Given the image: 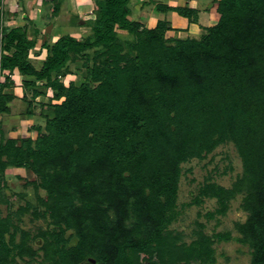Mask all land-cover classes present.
<instances>
[{
  "label": "trees",
  "instance_id": "1",
  "mask_svg": "<svg viewBox=\"0 0 264 264\" xmlns=\"http://www.w3.org/2000/svg\"><path fill=\"white\" fill-rule=\"evenodd\" d=\"M131 1L97 0L83 40L67 34L50 43L48 35L40 67L30 57L37 39L25 26L8 28L0 15V116L17 98L5 92L16 70L32 92L22 97L28 116L47 111L37 100L45 95L38 81L53 90L45 125L31 126L34 138L8 137L0 119V198L11 199L7 168H29L35 178L28 183L45 194L41 208L28 203L21 213L32 210L49 222L33 234L0 214V264L211 263V236L201 229L190 244H179L168 226L177 217L181 164L229 141L243 160L242 175L231 188L206 183L196 201L217 198L218 208L208 212L214 216L244 193L248 217L237 225L238 239L251 249L250 264H264V0H219V20L201 39L167 37L166 20L149 28L130 18ZM61 5L55 3V16ZM157 10L198 20L189 6ZM79 60L82 83H66ZM68 230L77 237L73 245Z\"/></svg>",
  "mask_w": 264,
  "mask_h": 264
},
{
  "label": "rangeland",
  "instance_id": "2",
  "mask_svg": "<svg viewBox=\"0 0 264 264\" xmlns=\"http://www.w3.org/2000/svg\"><path fill=\"white\" fill-rule=\"evenodd\" d=\"M31 1V3L29 2ZM0 0V15L4 18L8 28L12 26L27 27L30 32V37L37 39V45L31 53V60L36 66L40 67L42 60L46 56L47 50L41 49L47 27L53 24L54 27L50 35V43H54L62 35H73L76 38L83 40L91 34V28L82 26L89 25L97 14V0ZM210 10L215 11V14L203 11L202 16H199L196 22H192L189 18L181 15L178 11L172 10L173 13L167 14L165 18H158L153 12L157 11V6L151 7V13L155 14L153 18H138L136 14L133 17L145 26L153 28L159 20H166L170 24V29L167 31V37L173 39L195 38L201 39L206 34L207 28L215 25L220 17L217 11L219 0H203ZM29 2V3H28ZM62 3L59 15L53 14L55 3ZM135 2V0H134ZM181 2V1H180ZM133 1L131 2V6ZM182 5L185 1L181 2ZM188 4V3H187ZM201 6V5H200ZM183 7V6H181ZM191 7V6H189ZM193 8V7H191ZM14 18L15 21H10ZM30 18H33L30 19ZM33 22L28 23V20ZM133 19V18H132ZM84 21L81 24V21ZM1 26V24H0ZM36 31V32H34ZM119 35L124 39H131L132 35L128 31L119 29ZM90 56V65L93 64L94 49L88 50ZM83 60L70 64V70L73 74L67 75L64 78L66 83L74 80L80 85L86 75L85 64ZM75 74V75H74ZM13 83L5 89V92L12 93L16 101L12 103L13 111L10 114L1 115L5 132L8 137L22 138L26 136H36L32 127L34 124L45 125V115L50 114L52 109L51 96L53 90L47 86V81H38L37 88L44 92L37 98L38 101L44 102L46 113L41 114V111L34 112L35 115L28 116L25 108L28 105V100H23V96L31 97V90L24 85L23 76L20 73L13 72L11 75ZM4 79V78H2ZM28 97V98H29ZM44 115V116H43ZM243 173V160L234 144L227 142L220 144L209 152L204 158L191 157L181 164V177L179 181L178 201H177V217L168 226V230L178 237V243L190 244L197 232L202 229L205 234L213 238L212 246L214 248V260L207 264H250L251 249L247 244L241 242L238 238L241 233L238 229V224L247 220L248 212L244 210L242 203L244 193H239L229 201L227 211L217 213L211 216L208 212H215L219 204L215 197H203L200 202L196 201V197H200V192L206 183L214 182L220 186L231 188L234 182ZM5 176L8 180L6 193L11 199L2 200L0 198V214L1 216H11L14 223L23 229L30 230L33 234L39 229L48 227V221L40 218H34L32 210L34 207H40L39 196H44V189H37L33 184H29L35 178V174L29 168L8 167ZM10 203V205L8 204ZM32 205L31 211L21 213V207L26 204ZM9 205V207H8ZM230 233V239L218 238V234ZM20 234L17 238H19ZM66 237L69 238L70 244L77 242V237L73 230H68ZM32 244L37 248L41 245V239L32 241ZM38 259H41L38 257ZM184 264L186 262L183 261ZM14 264H28L22 259H18ZM190 264H197L192 261Z\"/></svg>",
  "mask_w": 264,
  "mask_h": 264
},
{
  "label": "crops",
  "instance_id": "3",
  "mask_svg": "<svg viewBox=\"0 0 264 264\" xmlns=\"http://www.w3.org/2000/svg\"><path fill=\"white\" fill-rule=\"evenodd\" d=\"M27 1H29V0H27ZM132 1H133V4L131 6L132 7V14H131L130 18H134L133 17L134 14H136L138 16V18H153V17H155V14L158 18L160 16H161V18H165L167 14L173 13L172 10H169L166 12L154 10L153 12L155 14H153V13H151V7H155V5L157 6V8H158V6H163V5L164 6L165 5L170 6V7L191 6V7L198 10V18H199V16H202L204 10L207 11V13H209V15H211V13L215 14V11H212V9L210 10V8H209L212 1H210L208 3L207 7L203 6L205 4V2L203 0H135V2H134V0H132ZM180 1L181 2L185 1V4L182 5ZM205 1H207V0H205ZM29 2L31 3V1H29ZM13 19L14 18H10V21H15ZM30 19L33 20V18H30ZM2 21L5 23L6 20L4 21V18H3ZM28 23H29V20H28ZM14 72H17V70ZM2 78H4V79H2ZM4 80H5V76L3 74H0V82H3ZM14 101H16V99ZM12 111H13V109H12Z\"/></svg>",
  "mask_w": 264,
  "mask_h": 264
},
{
  "label": "water",
  "instance_id": "4",
  "mask_svg": "<svg viewBox=\"0 0 264 264\" xmlns=\"http://www.w3.org/2000/svg\"><path fill=\"white\" fill-rule=\"evenodd\" d=\"M83 23H84V21L82 20V21H81V24H83ZM53 27H54L53 24H50V25L47 27V30H46L45 35H44L43 42L46 41V39L48 38V35L52 32ZM0 35H1V34H0ZM90 260H91L93 263L96 262L95 259H90Z\"/></svg>",
  "mask_w": 264,
  "mask_h": 264
}]
</instances>
